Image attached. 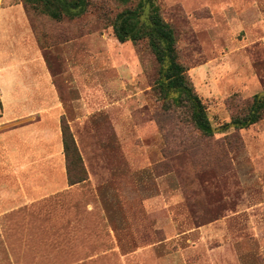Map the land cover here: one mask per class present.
I'll return each instance as SVG.
<instances>
[{
	"label": "rangeland",
	"instance_id": "1",
	"mask_svg": "<svg viewBox=\"0 0 264 264\" xmlns=\"http://www.w3.org/2000/svg\"><path fill=\"white\" fill-rule=\"evenodd\" d=\"M45 2L25 10L84 180L68 189L65 239L55 222L46 236L18 226L30 243L0 231V264H264V108L254 124L233 123L264 98V0H86L81 15L60 19ZM140 3L136 30L155 11L172 29L211 135L193 126L181 93L160 92L148 39L115 38L117 17ZM22 13L0 7L7 64L8 47L29 36Z\"/></svg>",
	"mask_w": 264,
	"mask_h": 264
},
{
	"label": "crops",
	"instance_id": "2",
	"mask_svg": "<svg viewBox=\"0 0 264 264\" xmlns=\"http://www.w3.org/2000/svg\"><path fill=\"white\" fill-rule=\"evenodd\" d=\"M3 3L8 11L16 9L24 13L29 36L8 47L9 64L0 61V205L4 200L11 201L8 209H0L1 236L8 237L4 232L11 230V238L30 243L27 233L15 236L18 226L25 232L29 225H36L46 236L55 222L62 240L69 210L73 209L71 206L69 209L68 200L73 194L68 189L79 185H69L67 180L60 128L63 105L23 2L0 0V7ZM25 104L32 106L16 111L21 106L27 108ZM21 210L24 212L19 221L16 217L10 222L3 221ZM83 225L85 230L93 228Z\"/></svg>",
	"mask_w": 264,
	"mask_h": 264
},
{
	"label": "trees",
	"instance_id": "3",
	"mask_svg": "<svg viewBox=\"0 0 264 264\" xmlns=\"http://www.w3.org/2000/svg\"><path fill=\"white\" fill-rule=\"evenodd\" d=\"M24 4L33 3V0H21ZM45 11L53 18L60 19L62 15L69 18L81 15L84 12L86 0H45ZM126 2L127 0H119ZM141 3L139 8L135 10H126L117 17V21L113 25V33L119 43L126 41L136 42L143 38L148 39V44L154 54L157 62L160 65V73L162 78L158 81L159 90L164 98L168 92L181 93L183 99L189 110L190 120L193 126L204 135H211L213 128L210 125L208 118L205 114L204 108L193 92V88L188 82L184 68L176 61L175 39L172 29L166 24L157 11L153 12L150 17V26L143 25L139 30H136L139 23L138 13L140 12ZM73 9H79L78 12H73ZM26 11V10H25ZM27 13V12H26ZM35 31V30H34ZM169 59V66L164 71L165 59ZM264 108V98L259 100L255 96L251 109L247 117L242 120H234L233 123L238 125H250L256 123L262 114ZM60 128L62 135L63 153L66 164V174L69 185H75L82 182L83 176L81 175V158L78 154L77 147L74 139L66 125L62 124L60 120ZM80 171V175L76 177L73 174V168Z\"/></svg>",
	"mask_w": 264,
	"mask_h": 264
},
{
	"label": "water",
	"instance_id": "4",
	"mask_svg": "<svg viewBox=\"0 0 264 264\" xmlns=\"http://www.w3.org/2000/svg\"><path fill=\"white\" fill-rule=\"evenodd\" d=\"M148 9H149V4H146V5H145V8H144V13H145V14H147ZM144 18H146V15L144 16ZM141 21H142V18H141ZM145 22L147 23V21H145ZM168 64H169V59L166 58V59H165V65H164V71L167 69ZM258 98H259V96H258Z\"/></svg>",
	"mask_w": 264,
	"mask_h": 264
}]
</instances>
